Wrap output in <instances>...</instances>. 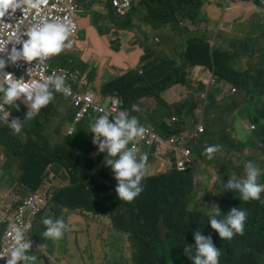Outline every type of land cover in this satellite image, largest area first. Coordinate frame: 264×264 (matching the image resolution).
<instances>
[{
    "label": "clouds",
    "instance_id": "1",
    "mask_svg": "<svg viewBox=\"0 0 264 264\" xmlns=\"http://www.w3.org/2000/svg\"><path fill=\"white\" fill-rule=\"evenodd\" d=\"M137 1L122 0L120 5L109 9V18L116 27L103 30L97 22L95 23L97 31L120 36L113 51H132L139 47L142 52L137 62L128 67L115 64L106 66L101 82L96 84L98 69H94V65L90 69L86 68L87 62L80 57L78 67L81 71L76 82L83 85L81 90H75L72 86L66 87L65 80L69 78L66 70L49 67L48 59L58 56L70 46L69 37L75 30V24L69 17L38 21L26 31L17 30L3 45H0V53L6 51L5 46L9 42L20 45L19 48L10 46L7 50L8 55L0 58L2 78L0 125L15 134L22 131L27 140L29 135L27 130H31V125L38 122L39 132L46 138L48 135L45 134V126L61 102H64L63 134L65 136L63 138L75 137L81 165L91 172L90 178L99 191L108 192L115 199L129 203L144 195L143 180L149 182L152 176L168 174L174 170L194 171L198 163L195 148L198 146L199 136L206 128L202 120H197L193 129L188 128L198 107L193 97L171 104L173 101L168 98L169 96L177 101L180 100L178 88L174 86L182 85V82L170 85L160 93V98L169 106L165 112H160V100L154 95L144 94L126 103L117 90L104 89L109 82L126 75L131 70L136 71L140 76L144 75L145 64L149 60L167 59L164 53L165 47L158 48L152 44L153 35H156L154 38L158 41H161V35L150 31L152 24L147 21L148 9L143 0H140L139 6H136ZM237 1L241 7L246 4L254 7L253 13H258L260 27L263 28L264 0ZM26 2L30 7H36L31 0H0V17L21 8L22 3ZM80 4V0H71L73 8ZM136 13L140 15V20L133 18ZM127 19L130 23L123 25L122 22ZM147 28L149 30L146 31ZM133 29H137L142 34V41L134 39L131 42L130 36L124 34V32L134 33ZM231 39L235 37L232 36ZM172 40L171 36H164L165 43H170ZM84 45V42L76 43L78 50ZM239 48L242 54L247 51L250 57H254L258 52L256 43L252 41L239 42ZM147 50L150 51V57L143 60L142 57L147 55ZM21 60L28 65L26 79L29 81L21 77L15 78L9 70L4 69L6 63L10 66L11 62ZM42 68L45 69L46 76L32 79L33 75ZM209 70L210 68L205 64L187 65L184 70L185 79L187 81L191 78L196 87L205 90L209 96L213 92L219 93L223 87L227 91L228 87L232 86L227 79H221L215 86H210L207 80ZM196 81L201 83L197 84ZM146 97H152L157 101L155 110L144 111L145 106L141 101ZM198 99L201 101L199 97ZM263 101L264 93L260 104ZM175 107H183L182 115L175 111ZM178 123H182L181 126H178ZM240 127H244L251 134L256 130L257 123L238 119L237 129L242 138L245 131ZM174 129L177 131H173ZM15 137L16 135L12 134L5 138L0 136V142L9 154H12L9 142ZM260 146L259 141H255L252 145V149L263 157L260 159V164L253 157L247 159L240 176L234 174L226 183L221 180L224 190H230L232 195L233 191L238 193L240 200L245 202L260 200L261 194L264 196V183L260 182L264 177V154ZM218 151L217 143L205 149L209 159H212L215 153L220 158ZM180 161H185V166L182 168L179 167ZM61 169L64 170L61 177L67 179L69 175L65 168L62 166ZM22 181L28 182L26 179ZM58 190L53 184L43 180L36 189H29L25 193L16 192L9 201L0 206V264H50V261L57 264H76V260L72 257V248L69 247L67 250L66 244L72 236L73 219L78 209L55 202L54 198ZM29 200L32 201L30 205L27 203ZM21 207H24L21 222L13 224ZM231 207L233 208L226 212L224 208L220 209L215 205L205 213L210 227L223 240H231L237 234L242 235L246 225L247 211L234 207L233 200ZM105 213L113 214L114 210L98 211L95 215L105 216ZM111 222L118 232L128 237L131 248L130 264H135L130 233L119 229L113 221ZM9 230L10 236H8ZM193 230L189 233L183 248L185 262L182 264L223 263V252L220 253L211 236H205L206 229L200 228L194 232ZM171 231L161 219L160 236L164 238ZM65 239L66 242L61 244L60 242Z\"/></svg>",
    "mask_w": 264,
    "mask_h": 264
},
{
    "label": "trees",
    "instance_id": "2",
    "mask_svg": "<svg viewBox=\"0 0 264 264\" xmlns=\"http://www.w3.org/2000/svg\"><path fill=\"white\" fill-rule=\"evenodd\" d=\"M175 5L185 8L196 0H172ZM200 1V0H199ZM148 9L147 21L157 28H162L163 8L157 0H143ZM200 4L203 2L200 1ZM182 17L191 22L203 17L197 9L183 10ZM204 18V17H203ZM158 21V23H156ZM130 20L122 22L128 25ZM239 42L244 41L231 39L228 50L219 52L211 50L206 43H197L188 46L186 57H180V63L175 60L162 58L160 60H149L145 64V74L140 76L131 70L126 75L118 77L109 82L104 89L106 91L117 90L126 103L132 102L144 94H151L160 100V112H165L169 106L160 98V93L175 83H185V67L187 65L205 64L219 75L220 79H227L238 84L241 92V104L236 110V119L242 118L256 122L257 128L253 133L245 129L241 139L218 136L217 124L221 119L219 115L209 112L207 114V129L203 136L215 137L219 146V164L226 159L225 155L232 150L240 153L244 149H252L255 141L261 143L260 149L264 154V101L260 104L264 93V48L258 47L253 73L247 74L245 78L236 74L232 69L233 60L241 53ZM252 42L257 43L256 40ZM150 57V51L143 56V60ZM251 68L249 66L248 70ZM247 70V71H248ZM255 72V73H254ZM212 94H216L213 92ZM211 94V95H212ZM223 102V99H222ZM175 111L182 115L183 107H175ZM182 123H178L181 126ZM238 125V123H237ZM242 129V128H241ZM167 133L165 129H162ZM26 140L25 148L26 174L24 179L30 183V190L36 189L46 165L56 160L60 167H64L70 177V183L58 190L55 202H61L71 207L90 213L107 211L113 209L110 216L111 221L121 230L129 232L133 246L135 264H182L185 262L183 248L189 233L200 228L206 229L205 236H211L214 245L220 253L223 252V263L220 264H264V200L242 201L239 194L233 191L234 207L245 209L248 213L244 233L234 237L232 240H223L218 233L210 227L205 213H195L187 210L181 202L187 194L192 178L196 175V169L184 172L171 171L168 174L152 176L150 183H156L153 193L145 192L140 199H134L131 203L115 199L108 192L102 193L91 180V172L81 165L75 137L63 138L57 148L51 150L45 138L39 132L38 122L31 125V130ZM173 131H177L174 129ZM11 135L9 130L0 125V136L3 138ZM16 135V134H12ZM197 157L200 156L198 146L195 148ZM244 158L243 154L238 159ZM246 159H252L247 157ZM264 165V163H263ZM220 180L227 176L228 168L221 166ZM237 176L240 168L235 167ZM197 186H195L196 189ZM180 197V198H179ZM224 214V213H222ZM164 225L171 228L164 238L160 236V220Z\"/></svg>",
    "mask_w": 264,
    "mask_h": 264
},
{
    "label": "rangeland",
    "instance_id": "3",
    "mask_svg": "<svg viewBox=\"0 0 264 264\" xmlns=\"http://www.w3.org/2000/svg\"><path fill=\"white\" fill-rule=\"evenodd\" d=\"M203 3L200 4L199 2ZM196 0L188 4L185 8L182 5H175L172 0H157L162 6V28L159 29L152 25L150 31L160 34V40H156L153 35L152 44L158 48L165 47V56L169 60H175L180 63V57H186L188 46H194L197 43H206L211 50L224 52L228 50L227 43L230 37H235L241 41L256 40L258 47L264 48V27L261 28L259 24L258 13H250L245 15L242 12V7L237 0ZM104 6L109 8L107 1H101ZM140 0L137 1L136 6H139ZM193 7L200 11L203 17L197 18L195 22H191L182 17L183 10ZM84 15V14H79ZM134 19L140 20V15L136 13ZM25 17L22 15L17 16L6 21V25L10 27L22 25L25 22ZM32 20V17L30 18ZM93 21L97 22L104 30L105 28L116 27V25L109 18V10L103 9L99 16L93 17ZM4 20L0 19V23ZM158 23V21L156 22ZM146 31L149 28L145 29ZM0 28V34L2 33ZM134 33L124 32L130 36V41L134 39L142 41V34L133 29ZM169 35L172 41L169 43L164 42V36ZM114 42V40H113ZM5 53H0L4 55ZM255 59L249 56L247 51L244 54L240 53L233 62L231 69L236 73L242 75L244 79L247 74L253 73ZM249 66L251 68L248 70ZM248 70V71H247ZM207 80L210 86H215L221 79L219 75L210 69L207 73ZM2 78L0 77V83ZM200 84L201 81H196ZM227 91L225 87L217 93L209 96L205 90L198 89L196 84L191 78H188L182 85H176L180 100H175L172 96L168 98L176 104L184 101L189 97H193L194 101L198 104L197 109L194 111V119L190 121L188 128L193 129L197 120H202L207 129V114L209 112L214 115H219L222 121L217 124L216 132L218 136L229 137L232 139H240L241 133L237 129L236 110L241 104L240 86L233 82ZM213 87H211L212 89ZM198 97L201 101H199ZM223 99V102H222ZM146 110H155L157 101L152 97L143 98L141 101ZM64 102L58 106L55 112L51 115L48 124L45 126V134L48 137L45 141L50 146L51 150H55L61 139L65 136L64 129ZM140 111H142L140 109ZM2 122V121H0ZM171 122V120H170ZM149 123V122H148ZM150 124V123H149ZM153 125V124H151ZM244 129V127H240ZM203 132V133H204ZM15 134V132H9ZM203 133L198 138V149L200 156L196 165V175L192 178L190 187L187 189L186 196L182 199V203L187 210H193L195 213H206L210 208L215 205L219 208H224L228 212L232 205V194L230 190H224L221 184L226 183L231 176L237 174L235 167H239V174L242 172L246 164L247 157H253L259 164L260 159L263 158L255 149H244L241 153L238 150H232L225 155L226 159L219 164L218 155L215 153L212 159H209L205 153V149L210 145H216L215 137L203 136ZM12 147V161L13 169L15 171V192L25 193L28 192L30 183L22 181L26 174V160L25 148L27 147L26 138L21 131L16 134L15 139L9 142ZM240 154L244 158L238 159ZM19 158V162H16ZM224 166L228 168L227 176L220 180V168ZM99 169V168H98ZM170 170V169H168ZM64 172L60 167V163L56 160L50 161L43 171L41 177L53 184L58 190L63 184L70 183V177L63 179L61 173ZM67 172V171H66ZM99 175V173H98ZM99 178V177H98ZM195 186L196 189H195ZM156 189V183H150L143 180V191L153 193ZM264 200V196L261 194ZM180 198V197H179ZM76 216L73 219L72 236L67 242V250L72 248V257L76 260V264H130L131 248L130 242L126 235L118 232L113 226L110 219L111 213H105V216L95 215L90 212L82 210L75 211ZM239 234L235 235L237 237ZM234 237L232 239H234ZM231 239V240H232ZM66 239L61 241L64 244ZM48 260H50L48 258ZM50 264H57L50 261Z\"/></svg>",
    "mask_w": 264,
    "mask_h": 264
},
{
    "label": "crops",
    "instance_id": "4",
    "mask_svg": "<svg viewBox=\"0 0 264 264\" xmlns=\"http://www.w3.org/2000/svg\"><path fill=\"white\" fill-rule=\"evenodd\" d=\"M80 1L81 4L73 8L71 0H57V13L62 18L68 14V17L75 24V30L69 37L70 46L58 56L48 59L50 68L66 70L68 72L69 78L65 80L66 87L72 86L75 90L83 89V85L76 82V78L81 71V68L78 67L80 57L87 62L86 68L90 69L94 65V69H98L96 84H99L106 66L115 64L121 67H128L137 62L142 52L139 47H136L132 51L115 52L113 51L114 45L120 36L118 34L107 33L106 31H97L96 29V22L93 21V17L99 16L103 9L109 10L115 8L121 4L122 0H103L109 3V8L101 3L102 0ZM242 12L245 15H249L254 12V7L246 4L242 6ZM21 30L25 31L26 28L23 27ZM23 38L26 39V37ZM108 39H111V41L109 42ZM77 42H84L85 45L78 50V44L76 46ZM4 69L9 70L15 78H28V65L26 62H23L21 65L11 62L10 66L6 63ZM110 70L112 69L110 68ZM15 161L19 162V159L17 158ZM12 165V154L7 153L5 146L0 142V206L9 201L16 193L15 171ZM260 182L264 183V177L261 178Z\"/></svg>",
    "mask_w": 264,
    "mask_h": 264
},
{
    "label": "built area",
    "instance_id": "5",
    "mask_svg": "<svg viewBox=\"0 0 264 264\" xmlns=\"http://www.w3.org/2000/svg\"><path fill=\"white\" fill-rule=\"evenodd\" d=\"M31 2L35 3L36 7H30L28 2L22 3L23 6L21 8H18L14 12L7 14L4 18H1L2 20H4V22L0 23V28L3 31L0 34V45H3L12 35H14L16 33L17 30L20 31L21 28H23V27H25L27 30L32 24L37 23L38 21L45 20V19H47V20L63 19L65 17L69 16L68 14H66L62 18L57 13V5H56L57 0H31ZM19 15H22L26 18L24 24L12 26L11 31H10V27H8L5 24L6 21H8L12 18H16ZM31 17H32V20L30 19ZM10 46H12V47L15 46L17 48L20 47L19 44L14 45L12 42H9L5 46V48H6V51L4 52L5 54L1 55L0 58H2V56L8 55L7 50L9 49ZM23 62L24 61L21 60V61L15 62L14 64L21 65ZM42 76H46L44 68L37 71L33 75L32 79L33 78L39 79ZM25 81H29V80L26 79ZM184 166H185V161H180L179 167L182 168ZM27 203L30 205V204H32V201L29 200V201H27ZM23 209H24V207L20 208L19 212L16 214V216L14 218L13 224H16L17 222H21V216H22ZM8 236H10V230L8 231Z\"/></svg>",
    "mask_w": 264,
    "mask_h": 264
}]
</instances>
